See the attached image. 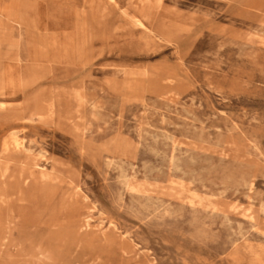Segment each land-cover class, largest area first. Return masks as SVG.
<instances>
[{"label":"rangeland","instance_id":"obj_1","mask_svg":"<svg viewBox=\"0 0 264 264\" xmlns=\"http://www.w3.org/2000/svg\"><path fill=\"white\" fill-rule=\"evenodd\" d=\"M90 1L0 0V264H264V0Z\"/></svg>","mask_w":264,"mask_h":264},{"label":"bare ground","instance_id":"obj_2","mask_svg":"<svg viewBox=\"0 0 264 264\" xmlns=\"http://www.w3.org/2000/svg\"><path fill=\"white\" fill-rule=\"evenodd\" d=\"M89 1H90V0H89ZM91 1H92V0H91ZM91 1H90V2H91ZM236 1H237V0H236ZM98 2H99V1H98ZM113 2H114V1H113ZM94 4H95V3H94ZM139 5H140V3H139ZM0 6H1V5H0ZM11 6H12V5H11ZM80 7H81V6H80ZM88 7H89V6H88ZM88 7H87V8H88ZM95 7H96V6H95ZM89 8H90V7H89ZM91 8L93 9L92 6H91ZM90 11H91V10H90ZM121 12H123V11H121ZM16 13H17V12H16ZM10 14H11V13H10ZM94 14H95V13H94ZM122 14H124V13H122ZM152 15H153V14H152ZM125 16H126V14H125ZM134 17H135V16H134ZM127 18H128V17H127ZM11 19H12V18H11ZM17 19H18V18H17ZM128 19H129V18H128ZM131 19H132V18H131ZM135 19H136V18H135ZM13 20H14V17H13ZM8 21H9V20H8ZM14 21H15V20H14ZM131 21H133V19H132ZM133 22H134V21H133ZM137 22H139V25L142 24L140 19H137ZM139 25H138V26H139ZM148 25H149V24H148ZM142 26H143V25H142ZM59 52H60V51H59ZM63 53H64V52H63ZM61 54H62V53H61ZM262 55H263V54H262ZM60 56H61V55H60ZM60 56H59V57H60ZM63 57H64V56H63ZM66 57H68V56H66ZM59 59H60V58H59ZM56 61H57V60H56ZM54 62H55V61H54ZM57 62H58V61H57ZM21 63H22V62H21ZM223 76H224V75H223ZM218 79H219V78H218ZM0 85H1V84H0ZM223 91H224V90H223ZM0 105H1V104H0ZM8 105H9V104H8ZM3 106H4V105H3ZM147 108H148V107H147ZM144 117H145V116H144ZM97 120H98V119H97ZM26 122H27V121H26ZM161 135H162V134H161ZM5 148L7 149L6 146H5ZM122 202H123V201H122ZM7 211H8V210H7ZM172 232H173V231H172ZM173 233H174V232H173ZM111 234H112V233H111ZM5 235H7V234H5ZM12 237H13V236H12ZM118 245H119V244H118ZM111 246H112V245H111ZM41 247H42V246H41ZM97 247H98V245H97ZM179 247H180V246H179ZM117 248H118V247H117ZM132 249H133V248H132ZM121 250H122V249H121ZM123 254H124V253H123ZM192 256H193V255H192ZM187 258H188V257H187ZM106 259H107V258H106ZM118 264H119V263H118Z\"/></svg>","mask_w":264,"mask_h":264}]
</instances>
